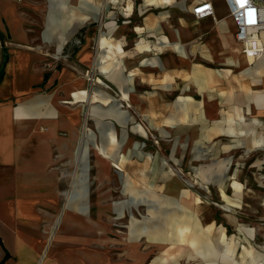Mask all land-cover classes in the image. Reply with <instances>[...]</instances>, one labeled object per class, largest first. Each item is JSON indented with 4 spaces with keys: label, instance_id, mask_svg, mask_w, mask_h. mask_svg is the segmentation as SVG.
I'll return each mask as SVG.
<instances>
[{
    "label": "crops",
    "instance_id": "0c3cea01",
    "mask_svg": "<svg viewBox=\"0 0 264 264\" xmlns=\"http://www.w3.org/2000/svg\"><path fill=\"white\" fill-rule=\"evenodd\" d=\"M82 1L75 3L80 6ZM204 1L211 3L213 16L197 20L192 9ZM111 2L108 24H104L105 0L96 7L102 30L94 59L97 75L119 92L118 100L99 89L98 84L105 85L100 78L90 94L89 81L79 67L90 58L85 49L94 40L90 31L80 53L73 51L76 56L79 53L78 64L56 67L69 39L70 18L55 20L52 13L55 7L65 6L66 0H46L39 35L28 15L34 7L31 0H0V264H105L104 244L90 242L102 235L91 222L87 196L90 103L103 111L111 107L112 99L114 107H122L129 101L127 83L138 66L145 73L156 70L161 78L173 75L181 94L192 90L200 96L217 89L224 76L231 75L234 62L228 59L229 68L221 70L210 64L223 51L235 57L241 53L223 0ZM217 2L224 7L222 16L217 14ZM88 19L83 14L72 17L77 25ZM106 28L114 38L112 44L107 42ZM123 28L144 31L132 49L127 50L118 32ZM107 59L112 63L106 67ZM201 60L209 66H202ZM246 63L240 59L239 86L215 99L202 97L188 103L202 112L204 121L219 124V135L227 123H254L253 116L264 105V58ZM250 76L258 78V86ZM185 101L180 96L175 104L180 105V116ZM91 146L106 158L104 144Z\"/></svg>",
    "mask_w": 264,
    "mask_h": 264
},
{
    "label": "rangeland",
    "instance_id": "374dc122",
    "mask_svg": "<svg viewBox=\"0 0 264 264\" xmlns=\"http://www.w3.org/2000/svg\"><path fill=\"white\" fill-rule=\"evenodd\" d=\"M111 1L105 0L104 24L111 21ZM45 2L31 0L34 7L28 11L37 35L44 26ZM102 2L83 0L78 6L75 0H66L65 6L53 9L55 20L62 16L70 18L69 39L56 60V67L60 69L63 63L73 67L78 64L82 41L88 40L86 32L90 31L93 43L85 45L90 58L85 62L79 60V67L89 81L90 94L100 78L107 87L98 84L99 89L118 100L119 92L96 72V39L102 30L96 7ZM224 13V7L217 2V14ZM80 14L89 19L74 24L72 17ZM118 32L127 50L144 34L143 30L131 32L124 28ZM105 36L112 44L114 38L108 28ZM73 49L79 51L77 56ZM223 52L210 66L226 69L228 59L232 60L231 75L224 76L217 89L202 92L200 96L192 90L181 94L182 87L173 75L161 78L156 70L145 73L138 66L127 83L129 101L122 103V107L118 104L114 107L108 97L106 100L110 99L111 107L105 106L103 111L90 103L87 196L91 222L102 233L99 240L90 238V242L104 244L105 264H264V105L258 116H253L257 119L254 123H227L221 135L216 132L218 123L204 121L202 112L190 106L193 100L215 99L239 86L242 81L240 59L245 65L246 60L239 52L237 57L231 51ZM251 62L250 59V65ZM111 63L112 60L107 59L106 67ZM201 65L209 66L205 60H201ZM256 76L249 78L254 80V86H258ZM167 84L172 86L166 88ZM180 96L186 98L181 116L180 105H175ZM117 106L121 107L119 111ZM91 143L104 144L106 158H111L114 166L112 161L97 154ZM175 183L178 184L177 195L170 192ZM187 190L191 200L185 207L183 198ZM165 196L173 199L172 205L162 202ZM176 209L180 216L186 211L191 213L199 236L210 226L216 234L218 230L223 233H210L208 239L214 242L210 250L197 245L199 249L194 251L198 255L197 262L181 257L180 254L190 256L191 252L173 249L176 243L165 241L172 248L165 254L163 249L167 247L160 244V236L148 239L145 229L156 233L165 228L164 233L171 236L167 224L171 217L179 214ZM93 225L90 230L94 231ZM133 229L139 233L136 239L131 238Z\"/></svg>",
    "mask_w": 264,
    "mask_h": 264
},
{
    "label": "built area",
    "instance_id": "2783aa9c",
    "mask_svg": "<svg viewBox=\"0 0 264 264\" xmlns=\"http://www.w3.org/2000/svg\"><path fill=\"white\" fill-rule=\"evenodd\" d=\"M228 17L234 25V39L240 52L251 63L264 58V0H223ZM195 19L213 16L210 2L204 1L192 9Z\"/></svg>",
    "mask_w": 264,
    "mask_h": 264
},
{
    "label": "bare ground",
    "instance_id": "6f19581e",
    "mask_svg": "<svg viewBox=\"0 0 264 264\" xmlns=\"http://www.w3.org/2000/svg\"><path fill=\"white\" fill-rule=\"evenodd\" d=\"M228 18V17H227ZM229 19V18H228ZM120 50V48H119ZM121 51V50H120ZM105 87V86H104ZM107 87V86H106ZM105 87V88H106ZM120 101L124 102V98L123 97H120L119 98ZM106 105L108 104V102H105ZM107 159V158H106ZM145 182V181H144ZM177 189H178V184L175 183L173 185H171V193H176V195L178 194L177 192ZM179 191V190H178ZM221 198L224 199L225 198V194L224 192L221 191ZM151 199V198H150ZM152 200V199H151ZM191 200V197H190V194H189V191L187 190V192H185L184 194V198H183V204L185 205V207H187V203H189L188 201ZM173 199H171L170 197L168 196H165V199L162 200V202H165L166 204H168L170 206V204L172 205ZM161 202V201H160ZM174 202V201H173ZM197 204V203H196ZM175 211V209H173ZM172 210V211H173ZM176 211L179 212V210L176 209ZM157 212V211H156ZM150 215L151 212H149ZM154 218V217H153ZM152 218V219H153ZM194 218L191 217V213L190 212H185L184 214H182L180 216V212L179 214L177 213V215L173 218L171 217L170 218V221L168 222L167 226H169V232L171 234V236L167 235L164 233V229H160V232H156V233H152L149 229H145V231L147 232L148 234V239L149 237L151 238H154L155 235H157L158 237L160 236V244L162 245H166L167 248L163 249V252L166 254V252H168L170 249L169 246H167L166 242H169L170 244L171 243H176L177 246L176 248H173V249H176L177 251H182L184 252L185 250L186 251H190L191 254L190 256H185L183 253L180 254L181 257H183L184 259H186L187 261H189L188 259H192L193 262H197L199 259H198V255L195 254L194 251H198L197 249H199V247H197V245H201V248L200 249H208L210 250L211 248V245H214V242H212V239H208V236L211 235L210 233L211 232H215L213 231V228L212 226L206 228L205 230H203L204 232V235L201 237L199 236L200 234H198L197 232V228L198 226L195 225L194 221H193ZM159 222V221H158ZM151 224V223H150ZM155 224V223H154ZM162 224V223H161ZM153 225V224H152ZM151 225V226H152ZM197 226V227H196ZM237 229V228H236ZM135 231H137L135 229ZM134 229H133V233L131 235V238H134L136 239V237L139 236V233L138 232H135ZM158 231V230H157ZM151 232V233H150ZM166 232V231H165ZM194 232L197 234L193 235ZM221 235L223 234L220 230H218L217 234L215 232V235H218L220 234ZM99 235V234H98ZM198 236V237H197ZM130 238V237H128ZM150 238V239H151ZM218 238V237H217ZM129 240V239H128ZM215 240V239H214ZM217 241V240H216ZM215 241V242H216ZM150 242V241H149ZM164 242V243H163ZM169 245V244H168ZM200 255H203L202 253H199ZM245 255V254H244ZM179 256V258H180ZM243 256V255H242ZM246 256V255H245ZM200 263V262H199ZM80 264V263H79ZM167 264V263H166Z\"/></svg>",
    "mask_w": 264,
    "mask_h": 264
},
{
    "label": "trees",
    "instance_id": "16d2710c",
    "mask_svg": "<svg viewBox=\"0 0 264 264\" xmlns=\"http://www.w3.org/2000/svg\"><path fill=\"white\" fill-rule=\"evenodd\" d=\"M73 51H76V49H73Z\"/></svg>",
    "mask_w": 264,
    "mask_h": 264
}]
</instances>
